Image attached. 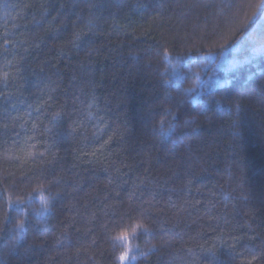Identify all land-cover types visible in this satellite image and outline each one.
I'll return each instance as SVG.
<instances>
[{"label":"trees","instance_id":"1","mask_svg":"<svg viewBox=\"0 0 264 264\" xmlns=\"http://www.w3.org/2000/svg\"><path fill=\"white\" fill-rule=\"evenodd\" d=\"M205 1L0 0V264H264V0Z\"/></svg>","mask_w":264,"mask_h":264},{"label":"snow or ice","instance_id":"2","mask_svg":"<svg viewBox=\"0 0 264 264\" xmlns=\"http://www.w3.org/2000/svg\"><path fill=\"white\" fill-rule=\"evenodd\" d=\"M120 238L127 240L128 239V233L127 232H122L120 234ZM126 258H127V253L126 252L120 256V260L121 261L126 260Z\"/></svg>","mask_w":264,"mask_h":264},{"label":"rangeland","instance_id":"3","mask_svg":"<svg viewBox=\"0 0 264 264\" xmlns=\"http://www.w3.org/2000/svg\"><path fill=\"white\" fill-rule=\"evenodd\" d=\"M211 1H212V0H207V1H205L204 4L207 5V3H208V2H211ZM213 1H214V0H213ZM213 1H212V2H213ZM203 2H204V1H203ZM203 2H202V3H203ZM130 243H131V240H125V246H126V247H127L128 245H130ZM125 264H126V263H125Z\"/></svg>","mask_w":264,"mask_h":264},{"label":"clouds","instance_id":"4","mask_svg":"<svg viewBox=\"0 0 264 264\" xmlns=\"http://www.w3.org/2000/svg\"><path fill=\"white\" fill-rule=\"evenodd\" d=\"M130 222H132V221H130Z\"/></svg>","mask_w":264,"mask_h":264}]
</instances>
